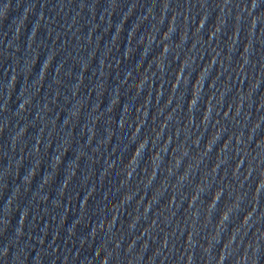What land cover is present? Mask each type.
Here are the masks:
<instances>
[{
	"label": "water",
	"instance_id": "water-1",
	"mask_svg": "<svg viewBox=\"0 0 264 264\" xmlns=\"http://www.w3.org/2000/svg\"><path fill=\"white\" fill-rule=\"evenodd\" d=\"M264 162V0H0V222Z\"/></svg>",
	"mask_w": 264,
	"mask_h": 264
}]
</instances>
